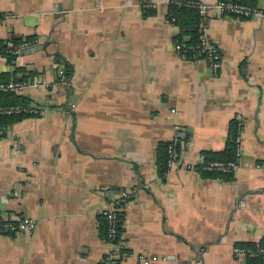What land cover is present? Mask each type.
I'll list each match as a JSON object with an SVG mask.
<instances>
[{
  "label": "crops",
  "instance_id": "obj_1",
  "mask_svg": "<svg viewBox=\"0 0 264 264\" xmlns=\"http://www.w3.org/2000/svg\"><path fill=\"white\" fill-rule=\"evenodd\" d=\"M143 1L0 0V40L34 37L43 47L12 63L0 56V73L21 67L54 84L63 66L55 54L72 68L47 115L0 137V217L36 223L0 236V264H101L109 246L99 217L132 188L136 198L120 208L129 254L119 264H247L232 249L263 245L264 19L208 10L206 35L221 58L214 72L176 53L167 0H147L150 16ZM255 6L264 14V0ZM21 95L47 97L42 88ZM233 119L240 169L205 177L204 154L225 149ZM176 127L189 137L162 180L156 149Z\"/></svg>",
  "mask_w": 264,
  "mask_h": 264
},
{
  "label": "built area",
  "instance_id": "obj_2",
  "mask_svg": "<svg viewBox=\"0 0 264 264\" xmlns=\"http://www.w3.org/2000/svg\"><path fill=\"white\" fill-rule=\"evenodd\" d=\"M175 3L178 6L183 5L180 0H167V5L169 3ZM188 5V4H186ZM198 12L200 15V22L198 27L199 33V47L201 52L205 54V60L211 66L212 71L217 72L221 67V58L218 49L209 41L206 35V14L209 9L218 10L220 13L226 15L236 16L238 18L250 19V18H262L264 19V14L258 7H251L244 4H238L231 0H217L213 5H204L201 2L196 4ZM142 9H151L155 10L156 5L150 1L141 2ZM171 21H174L172 19ZM170 21V22H171ZM36 41H26L22 40L21 42L14 44L12 42H7V47L5 49L6 53L14 56L15 59L21 57V53L29 48L34 47ZM175 51L180 57L184 59V56L181 53V47L179 45L174 46ZM3 51L2 46L0 45V56ZM4 57V56H3ZM56 81L54 84H50L45 79L39 76H32L21 81H8L0 82V93H12V94H21L26 89L37 88L44 89L47 94L46 100L44 103L36 104L31 103L27 106L20 105H11V106H0V115L12 116L25 114L29 117H44L47 115L53 105L51 97L53 96L54 91L57 88L67 89L69 82L65 77L63 66H59L56 69ZM174 113V111H172ZM240 129L242 130V124L239 123ZM176 132L172 139L169 140L168 147V172L173 169L178 164V153L176 151V145L178 144V138L180 136V129L176 127ZM241 133V132H240ZM238 149L236 153V158L234 161L227 163L222 162H211L201 166L202 171H217L221 173H236L240 169L239 160L241 158L240 154V134L237 138ZM260 168V166H258ZM167 172V173H168ZM137 190L135 188L121 190L119 196L113 201L107 204V207L102 212L103 217L108 225L106 243L109 246L108 252H106L102 263L103 264H117L129 254L125 246L120 242L118 235V228L120 225V208L126 205L129 201H132L136 198ZM35 221L31 218H2L0 221V236H9L17 233H31L35 228ZM233 255L236 257H243L245 259L249 257H260L262 264H264V248L256 245L255 249L243 248L235 246L232 249ZM154 259V258H153ZM141 262H145L144 257L139 259ZM156 260V259H155Z\"/></svg>",
  "mask_w": 264,
  "mask_h": 264
},
{
  "label": "trees",
  "instance_id": "obj_3",
  "mask_svg": "<svg viewBox=\"0 0 264 264\" xmlns=\"http://www.w3.org/2000/svg\"><path fill=\"white\" fill-rule=\"evenodd\" d=\"M182 1L183 5L178 6L175 3H169L167 5L168 8V15L167 18L171 21L173 25L178 27V33L174 37V45H179L181 47V53L184 56L185 60L193 61L198 59H205V54L201 52V48L199 47V33L198 27L200 22V15L198 12V8L196 6L197 3H200L199 0H180ZM227 1V0H224ZM238 4H244L251 7L255 6V0H231ZM188 4V5H186ZM155 10L151 9H142L143 16H150L154 14ZM22 40L26 41H36L34 37H25V38H11L10 40H0V45L2 46L3 51L1 52L2 56L6 58L8 63H12L15 60V57L6 53L5 49L7 47V42H12L17 44ZM55 60L59 63H63V70L65 73V77L67 80L70 79L72 75V68L71 66L63 62L61 57L58 54L54 55ZM15 73H21L20 77H16ZM34 71H27L25 68H16L15 72L10 74L7 72L0 73V82H8L11 80L14 81H21L26 78L34 76ZM32 102L22 96L21 94H12V93H0V106H11V105H20V106H27ZM26 118H29L28 115L20 114V115H12V116H4L0 115V137H3L5 131L8 127L16 124ZM240 121L238 119H233L229 124V131H228V138L226 142V147L223 151L218 153H205L204 154V161L201 165H199V169L201 173L205 177H215V176H226L230 175V173H221L217 171H202L201 166L211 162H222L227 163L230 161H234L236 158V153L238 149V142L237 138L241 132ZM182 132V131H181ZM188 134L182 132V135L178 138V144L176 145V151L179 154L181 151V143L182 141H187ZM168 147L169 141L160 142L157 146V171L158 177L162 180L165 179L167 172H168ZM120 224L122 223V214L119 213ZM0 217V221H1ZM99 232L102 239L107 238V230L108 225L105 221L103 215L99 217ZM122 232L121 225L118 228V235L120 237V233ZM263 245H259L260 247L264 248V241H262ZM237 246L243 248H250L255 249L256 244L246 243V244H238ZM247 264H262L260 257H249L246 259ZM103 264V263H101ZM119 264V263H117Z\"/></svg>",
  "mask_w": 264,
  "mask_h": 264
},
{
  "label": "water",
  "instance_id": "obj_4",
  "mask_svg": "<svg viewBox=\"0 0 264 264\" xmlns=\"http://www.w3.org/2000/svg\"><path fill=\"white\" fill-rule=\"evenodd\" d=\"M56 12L55 13H58V12H61L62 11V8L60 5H58L57 9L55 10ZM43 47L42 46H37V47H34V48H30V49H27L25 51H23L21 53V56L22 55H28V54H33V53H36L37 51H40L42 50Z\"/></svg>",
  "mask_w": 264,
  "mask_h": 264
}]
</instances>
